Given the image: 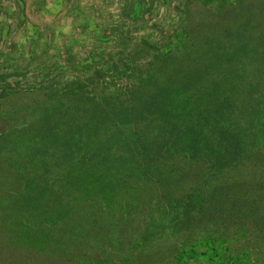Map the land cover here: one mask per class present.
<instances>
[{
	"label": "trees",
	"instance_id": "trees-1",
	"mask_svg": "<svg viewBox=\"0 0 264 264\" xmlns=\"http://www.w3.org/2000/svg\"><path fill=\"white\" fill-rule=\"evenodd\" d=\"M121 1L87 71L0 70V264H264V0Z\"/></svg>",
	"mask_w": 264,
	"mask_h": 264
},
{
	"label": "rangeland",
	"instance_id": "rangeland-1",
	"mask_svg": "<svg viewBox=\"0 0 264 264\" xmlns=\"http://www.w3.org/2000/svg\"><path fill=\"white\" fill-rule=\"evenodd\" d=\"M121 0H0V70L15 65L66 67L70 72L87 71L106 56L109 41L102 37L121 7ZM137 9V7H136ZM157 17L173 16V9L161 8ZM138 43V41H136ZM182 43L180 32L172 33L160 50L175 51ZM134 47L133 57L139 58ZM11 82L15 79H11ZM199 245L222 249L215 239H202ZM209 244V245H207ZM204 247V248H205ZM228 264H241L243 256H230Z\"/></svg>",
	"mask_w": 264,
	"mask_h": 264
},
{
	"label": "crops",
	"instance_id": "crops-1",
	"mask_svg": "<svg viewBox=\"0 0 264 264\" xmlns=\"http://www.w3.org/2000/svg\"><path fill=\"white\" fill-rule=\"evenodd\" d=\"M209 245V244H207ZM199 243L181 257L183 262L180 264H228L230 255L222 249L212 250Z\"/></svg>",
	"mask_w": 264,
	"mask_h": 264
}]
</instances>
